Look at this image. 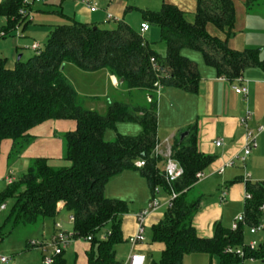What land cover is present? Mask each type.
<instances>
[{"label":"trees","instance_id":"obj_1","mask_svg":"<svg viewBox=\"0 0 264 264\" xmlns=\"http://www.w3.org/2000/svg\"><path fill=\"white\" fill-rule=\"evenodd\" d=\"M260 1L247 0L250 8ZM22 5L23 0L0 2V16L7 18L2 29L22 23ZM142 16L144 22L160 28L165 54L125 20L108 27L72 20L55 25L41 51L27 60L21 57L13 68L6 66V59L0 61V145L6 139L12 141L10 159L20 156L34 141L30 133L34 127L52 119L76 121L74 130L61 134L65 164L35 157L27 171L0 192V206L13 201L0 226V240L20 226L35 231L46 220H55L63 206L74 217L77 239L92 235L88 264H114L118 261L115 246L125 242L122 216L129 212V206L125 200L108 197L106 186L124 171L136 170L147 179L153 193L156 186L167 195L171 189L178 193L172 207L166 208L163 218L152 226V241L162 243L164 248L151 264H184L185 256L192 253L218 257L222 264H239L249 258L264 263V240L255 250L246 249L244 257L226 251L228 246L245 247V225L261 222L264 181L246 182L252 198L245 200L238 229L218 222L212 237H202L193 225L202 195L193 199L189 196L199 182L197 172L208 168L215 156L199 150L196 125L181 130L172 146L173 157L184 169L172 184L165 178V159L153 155L159 142V86L195 93L200 87L198 65L183 50L200 51L206 63L228 80L237 78L247 66L261 64L258 50H231L225 40L208 32L207 25L213 23L228 35L233 33L236 11L232 0H197L193 18L170 3H164L158 11L142 10ZM29 23L23 21L25 26ZM68 63L85 71L107 69L126 89L149 93L147 101H112L105 112L87 108L65 74ZM118 122H137L142 130L137 135L118 133L108 139L106 131ZM187 130L189 134L180 142V135ZM141 160L144 166L137 164ZM107 224L109 229L105 228ZM103 234L107 236L102 238ZM49 239L30 238L28 245L38 248L31 245L32 240ZM64 252L55 256L53 264H69Z\"/></svg>","mask_w":264,"mask_h":264},{"label":"crops","instance_id":"obj_2","mask_svg":"<svg viewBox=\"0 0 264 264\" xmlns=\"http://www.w3.org/2000/svg\"><path fill=\"white\" fill-rule=\"evenodd\" d=\"M232 1L236 14L238 12L239 16L238 19L236 16L233 28L234 33L226 35V30H220L216 34L222 40L226 35L225 41L231 50L243 51L248 48L258 50L259 59L262 61L261 64L247 66L242 72V76L248 82V96L245 97L236 93L231 88L230 82L223 79L215 67L206 63L200 51L186 48L183 50V54L197 63L201 74L198 91L196 93L188 92L177 87L168 86L161 88L158 97V137L161 146L165 147L168 144L173 146L181 130L191 125H196L199 150L205 154L215 156L211 165L204 170L206 178L197 183V186H199L211 180L219 187L215 193V197L204 202L203 205L201 203V210L194 216L193 225L202 237H212L214 235L215 223H222L226 212H229L231 209H235V219L244 214V196L247 191V181L252 183L264 181V132L259 137V147L248 156L245 162H241L239 159L246 141L245 128L240 123V117L245 114L247 109H251L253 111V117L250 121L251 126L256 127L259 124H264V12L254 11L250 13L262 1L256 3L251 8L248 6L247 0ZM97 2L98 10L91 11L83 3V0H42L37 2L39 3L37 8L36 4H34L33 15H35V18L41 16L44 18L39 30H46L48 36L55 25L69 23L72 20L97 24L99 26H105L110 20H125L128 8L123 1L97 0ZM172 2L187 12L189 17L193 18L196 14L197 4L195 0H172ZM245 9L247 10V14L244 21L242 20V12ZM110 14L113 18H109ZM33 22H35L34 19ZM6 23L7 18L4 17L0 28L2 29ZM30 25L32 26L30 23L27 26L23 25V30L25 31L26 28L31 29ZM150 31L151 27L147 32ZM15 63L8 65L6 59V66L8 68H13ZM69 65L73 64L68 63L65 69L71 67L73 76L82 74L86 77H91L90 75H94L95 80L91 82L93 83L91 84V89L95 87L94 84L97 82L102 84L100 91H89V89L84 91L83 85L80 89L77 81L74 79L75 77L67 74V77L74 84L80 96H93L104 93L107 89V84L116 91L114 94L106 95L108 96V102L103 104L104 107L91 106L89 107L90 109L102 112L100 109H106L112 101L116 100L129 103H144L147 101L149 93L146 94V92L140 89L133 91L126 89L122 81L110 74L107 69L97 71L83 70V73L78 70L80 68H75V65ZM116 126L117 129L115 131L117 134H139L142 130L141 125L137 122H118ZM75 128L76 121L73 119H52L45 121L30 130L31 135L35 137L34 141L20 156L14 159L9 158L12 141L9 139L4 140L0 145V192L4 188L3 183L8 186V178H11L13 181L17 180L18 177L15 172H26L25 170H27L31 159L35 157L49 158L55 165L65 164L61 134ZM113 135L114 133L106 134L108 139L112 138ZM219 138L223 139V145L216 146L215 141ZM229 161H234V165H226ZM221 168H224L223 172L219 171ZM247 173H250V178H246ZM223 191H226L225 200H221L220 198ZM106 195L110 198H118L128 202L129 212L122 216L123 235L125 242H127V238L133 235L137 229L136 213L144 208L152 199L153 190L147 179L139 171L126 170L107 184ZM201 195L204 196L203 192ZM159 197H161L163 202L167 198L166 192L162 191ZM64 209L61 206L60 213H63ZM164 212L160 208L148 216L146 231L148 227L151 228L163 218ZM60 213L55 220L49 219L40 225L33 231L34 235L32 234L25 239L23 237L20 238L24 246L22 253L30 249L28 245L30 238L44 239L52 237L56 232L55 222L57 221L61 222L67 230L74 229V223H71L70 219L67 221ZM245 226L249 228L247 225ZM14 233H11L7 237L12 236ZM3 240H0V248ZM90 248V241L79 238L70 244L65 250L64 256L66 258H74L73 263L69 261L70 259H67L69 264H88V252ZM163 248L164 245L162 243L154 241L147 243L146 238V241L138 244L134 248V251L153 256L156 250L161 255ZM132 250L131 248L130 253ZM198 254L207 255L208 258H205L204 261H210V264H219L216 257H211L205 253ZM1 256H5V254L0 250ZM8 257L10 258L8 262L0 261V264H18L15 263L17 255ZM16 261L18 262V260Z\"/></svg>","mask_w":264,"mask_h":264},{"label":"rangeland","instance_id":"obj_3","mask_svg":"<svg viewBox=\"0 0 264 264\" xmlns=\"http://www.w3.org/2000/svg\"><path fill=\"white\" fill-rule=\"evenodd\" d=\"M117 2L119 1H123L125 3V6H127V13L125 16V20L128 24H130L132 27L136 28L137 30H140V24L142 21H144L143 16H142V10H155L158 11L161 9L162 5L165 3H170L173 5H176L178 8H180L177 4H175L174 2H172V0H116ZM196 4H197V0ZM36 4V8L39 6V3H35ZM182 9V8H180ZM183 10V9H182ZM254 11H262L264 12V0L262 1V3H260V5H256L255 9L253 11H250V13L254 12ZM190 13V12H189ZM191 14V13H190ZM246 14H247V10L245 9L242 12V20H246ZM237 19H238V12L236 14ZM33 19L35 20V22H33V20L30 22V24H32L31 29H27L24 31L23 30V25L20 27L19 30H16V27L13 28H8V29H1L0 28V32L1 30H4L7 32V38H2L0 40V59H7V64L11 65L12 63H15L19 57V55H22V59L23 60H27L30 56L34 55V53H36L35 51L31 50L29 48V46L35 42V41H39L41 46L43 47L48 39V34H46V30H39L41 24H43V20L44 18L41 17H37L35 18V15H33ZM4 20V17L0 16V27L2 25V22ZM239 21V20H238ZM249 22H251V20H249ZM27 23V22H26ZM116 24L115 21L110 20L105 26H114ZM19 25V24H18ZM151 26V31L147 32V34H143V36L150 40L153 45V47L161 54H164L166 52V47L164 45V42L161 39V32H160V28L158 26H154V25H150ZM153 29V30H152ZM208 32L213 35V36H217L216 32L222 30L220 29L217 25L210 23L208 26ZM16 30V31H15ZM152 33V35L150 36V34ZM234 33V32H233ZM14 35V36H13ZM226 35H228L226 33ZM226 35L224 37L223 40H225ZM13 36V37H12ZM218 37V36H217ZM220 38V37H218ZM69 66H74V65H69ZM77 68V67H75ZM80 70V72L84 71L82 69H78ZM65 73L66 75L69 74L71 77H75V81H77V85L80 87L83 85V89L84 91H87L89 89V91H100L102 89V84H100L99 82L95 83V87L91 89V83L92 81L94 82L95 77L94 75H90L91 77H86L85 75H72V69L71 67H67L65 69ZM89 74V73H88ZM77 77V78H76ZM106 90L104 91V93H99V94H95L93 96L90 95H82L84 96V106L89 108L91 106H97V107H104L103 104H106L108 102V96L106 95H111L116 93V91L109 85H106ZM108 107V106H107ZM102 112H105L107 110V108L105 109H100ZM128 124V123H127ZM117 129V126L115 128H109L106 131V134L108 135V133L112 134L114 133V135L112 136V138L109 139H114L117 136V132L115 131ZM140 133V132H139ZM128 135H137V134H128ZM107 137V136H106ZM108 138V137H107ZM29 166V165H28ZM28 169V167H27ZM27 171V170H25ZM15 172V171H14ZM25 172H15V174L17 175L18 179L20 178V176L22 174H24ZM3 190H5L7 188V186L5 185V183H3ZM219 187L216 186L215 182L207 181L205 183L200 184L199 186H196V188H194L193 190H191L190 199H193L195 197H198L199 194H201L203 192L204 196L201 199L200 205L206 201H208L209 199H212L213 197H215V193L218 190ZM2 190V191H3ZM158 199L160 200V202H162L161 197H158ZM245 200V197H244ZM13 205V201L10 200L9 202H7V209L5 210H0V226L3 225L11 207ZM65 211L60 214L63 215V218H66L67 221L70 219V215L71 212L68 213L67 209H64ZM161 210L165 211L166 207H162ZM201 210V209H200ZM235 215V209H231L229 212H226V215L224 216V220L222 222V224L225 227H232V224L235 220L234 216ZM261 222L264 223V216L261 219ZM72 223V222H71ZM110 224H107L105 226L106 229H109ZM34 229L30 226H20L18 227L14 232V234L10 237H5L3 242L1 243V248L0 250L3 251V253L5 254V256H12L14 257L15 255H17V259L18 262L15 260V263L18 264H43V249L38 247V248H32L29 250H26L24 253H22V250H24V246L20 241V238H27L29 236H31L34 232H32ZM70 231H72V229H70ZM245 231V243H249L252 240H257L259 244H261L264 240V231L260 232L257 235H252L249 232V228L245 227L244 229ZM34 235V234H33ZM48 238H44V239H49ZM146 238H147V243H152V227H148L147 231H146ZM42 239V240H44ZM234 247V246H233ZM115 250H116V259L118 261H125L127 259V257L130 254V250H131V245L129 242H123L120 244H117L115 246ZM139 252V251H137ZM145 254V253H144ZM147 261L145 264H151V262L153 260H157L160 258V252L158 250L154 251L153 256H151L150 254H145ZM205 258H208L207 255H203V254H198V253H192V254H188L186 255V257L184 258V264H210V261H204ZM217 260L219 261V264H222L221 260L216 257ZM70 259L69 261L71 263H73V259L74 258H67ZM73 261V262H72ZM239 264H264L262 260L259 259H245L243 260L241 263Z\"/></svg>","mask_w":264,"mask_h":264},{"label":"built area","instance_id":"obj_4","mask_svg":"<svg viewBox=\"0 0 264 264\" xmlns=\"http://www.w3.org/2000/svg\"><path fill=\"white\" fill-rule=\"evenodd\" d=\"M42 0H23V5L21 6L19 10V14L23 21L31 22L33 20V6L35 3L40 2ZM83 3L91 10L96 11L98 10V2L97 0H83ZM109 18H113V16L110 14ZM22 21V25H23ZM21 24L17 25L16 30H19L22 26ZM150 29V25L147 22H143L141 24L140 32L141 34H145ZM15 30V31H16ZM7 36V32L4 30H1L0 32V40ZM30 49L33 51L40 52L42 49V46L39 44V42H33L30 46ZM151 62L154 64V67L156 68L157 72L161 71V68L159 65L156 64V60L154 57L151 58ZM223 79L228 80L227 77L221 76ZM230 82L231 88L238 94H241L245 97L249 94V86L247 80L244 79V77L239 75L234 80H228ZM158 84V83H157ZM161 86H159V92L161 90ZM253 117V111L251 109H247L245 114L240 117V123L245 128V144L242 150L241 155L239 156V159L241 162H245L248 156L259 147V137L264 132V124H259L256 127H252L250 124V121ZM216 146L223 145V139L219 138L215 141ZM153 155L155 157H163L165 159V178L166 181L169 184H172L174 181H176L178 178H180L183 173L184 169L180 162L175 159L172 155V146L169 144L165 147H162L160 142H158L154 148ZM139 166H144L145 161L141 160L137 163ZM226 165L232 166L234 165V161H229ZM220 172L224 171V168H221L219 170ZM250 173L246 174V178H250ZM196 178L198 181L203 180L206 178V173L204 171H199L196 174ZM13 180L11 178L7 179L8 184H10ZM161 186H156L154 189L153 197L149 201V203L142 208L139 212L136 213V220H137V229L136 232L131 235L128 238V242L131 245V248L133 249L132 252L129 254L127 259L125 261H116L114 264H145L147 261V258L145 254L141 252L134 251V248L143 242L146 241V226H147V218L148 216L162 208V207H172L174 200L177 198L178 193L174 191V189H171V192H168L167 198L160 202L158 199L160 193L162 192ZM245 200H250L252 198V193L249 191H246L245 193ZM221 200H225L226 198V191H223L221 194ZM7 207V205L4 203L0 206V210H4ZM261 212L264 214V203L260 206ZM243 215L240 217H237L235 221L232 224V229L236 230L239 227V221L242 219ZM70 221L74 223V217L70 216ZM57 232L47 241H41V240H32L31 245L37 246L43 249L44 255H43V264H53L54 258L56 255L61 254L63 251H65L71 243H73L77 239V235L74 232V230H66L63 227V224L61 222L56 223ZM264 231V223L258 222L257 224L249 226V232L253 235H257L260 232ZM110 233V230L107 232ZM106 233V234H107ZM103 234L102 238H105L107 235ZM82 239H85L87 241H91L92 235L81 237ZM259 247V243L257 240L250 241L245 247H233L228 246L226 251L227 252H233L236 253L240 257H244L246 254V249L255 250ZM9 257L7 256H1L0 261L1 262H8Z\"/></svg>","mask_w":264,"mask_h":264},{"label":"water","instance_id":"obj_5","mask_svg":"<svg viewBox=\"0 0 264 264\" xmlns=\"http://www.w3.org/2000/svg\"><path fill=\"white\" fill-rule=\"evenodd\" d=\"M22 55L20 54L18 59H21ZM189 134V131H184L181 135H180V142L183 141V139Z\"/></svg>","mask_w":264,"mask_h":264}]
</instances>
